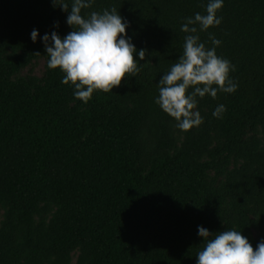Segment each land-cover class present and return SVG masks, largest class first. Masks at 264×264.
<instances>
[{
	"label": "trees",
	"instance_id": "16d2710c",
	"mask_svg": "<svg viewBox=\"0 0 264 264\" xmlns=\"http://www.w3.org/2000/svg\"><path fill=\"white\" fill-rule=\"evenodd\" d=\"M207 3L94 0L82 9L115 8L145 52L134 54V76L84 103L59 68L47 66L41 84L11 80L49 59L31 31L63 38L68 13L52 0H0V264H196L198 225L241 231L254 250L264 239V0H224L221 24L198 31L208 48L209 34L221 41L216 54L238 84L197 98L201 125L181 131L154 102L183 53L181 25Z\"/></svg>",
	"mask_w": 264,
	"mask_h": 264
},
{
	"label": "clouds",
	"instance_id": "9594fccd",
	"mask_svg": "<svg viewBox=\"0 0 264 264\" xmlns=\"http://www.w3.org/2000/svg\"><path fill=\"white\" fill-rule=\"evenodd\" d=\"M94 0H52L53 7L59 6L67 12L66 23L73 29L63 38L54 30L40 36L37 29L30 33L35 43L39 37L46 55L49 69L63 73L61 83L74 87L73 96L87 103L95 90L112 91L120 85L126 74L138 72L137 60L144 59V50L137 51L126 33L129 22L115 8L101 12L92 11L82 15V9L91 6ZM224 0H208L205 14L197 12L187 17L181 25L184 37L183 53L165 72L157 83L158 96L154 102L174 118L175 126L188 131L203 123V117L196 110L198 97L209 95L213 99L218 92L233 93L238 84L229 76L234 71L230 60L216 54L221 41L209 34L213 47H206L200 41L198 31H207L210 26H219L222 17L216 15ZM198 25V27H197ZM58 23L54 27H58ZM226 111L219 104L212 112L221 118ZM214 233L203 226H197V235L203 238L204 247L196 254V264H264V239L255 250L241 231L224 230Z\"/></svg>",
	"mask_w": 264,
	"mask_h": 264
},
{
	"label": "rangeland",
	"instance_id": "374dc122",
	"mask_svg": "<svg viewBox=\"0 0 264 264\" xmlns=\"http://www.w3.org/2000/svg\"><path fill=\"white\" fill-rule=\"evenodd\" d=\"M30 39V35H29ZM31 40V39H30ZM32 41V40H31ZM47 70V60L45 57H41L36 60H32L29 64L21 68L17 73L13 74L11 77L12 81H17L18 79H34L38 84H41ZM214 176V172H210V178ZM4 209H0V224L3 220ZM40 221L41 218L36 219ZM256 236V231H253ZM75 254L73 255V261L75 260Z\"/></svg>",
	"mask_w": 264,
	"mask_h": 264
}]
</instances>
